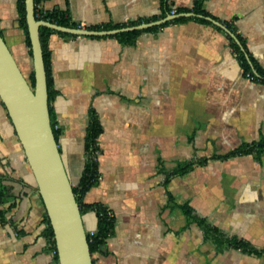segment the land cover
<instances>
[{"label":"crops","instance_id":"0c3cea01","mask_svg":"<svg viewBox=\"0 0 264 264\" xmlns=\"http://www.w3.org/2000/svg\"><path fill=\"white\" fill-rule=\"evenodd\" d=\"M195 1L44 0L42 6L67 11L87 28L156 21ZM199 1L204 19L240 37L252 73L264 71V0ZM195 17L201 16L161 23L133 44L114 34L48 37L50 107L73 186L83 172L91 112L101 126L99 176L83 202L106 207L114 224L93 264H264V253L217 243L182 209L189 206L225 238L264 247V151L212 158L264 137V81L246 76L223 28ZM0 34L29 73L17 0H0ZM0 175L10 190L0 203V264H59L44 204L1 100ZM82 218L87 230L96 228L94 211Z\"/></svg>","mask_w":264,"mask_h":264},{"label":"water","instance_id":"95a60500","mask_svg":"<svg viewBox=\"0 0 264 264\" xmlns=\"http://www.w3.org/2000/svg\"><path fill=\"white\" fill-rule=\"evenodd\" d=\"M25 20L32 52L34 87L17 64L0 34V100L14 127L24 155L35 179L37 191L49 219L59 264H93L78 201L72 190L63 160L55 140L48 104V86L39 28L80 36H103L142 30L179 17L196 16L192 12L170 14L162 19L110 30L65 27L34 14V0H24ZM238 44V39L219 22Z\"/></svg>","mask_w":264,"mask_h":264},{"label":"trees","instance_id":"16d2710c","mask_svg":"<svg viewBox=\"0 0 264 264\" xmlns=\"http://www.w3.org/2000/svg\"><path fill=\"white\" fill-rule=\"evenodd\" d=\"M43 1L44 0H34V14H35L36 19L49 21V22L56 23L61 26H65V27H72V28L78 27V24L70 20L67 11H61V10L48 11L44 9V7L42 6ZM17 12H18L19 25L23 29L24 34H25V42L28 47V53L32 57V52L30 48V40H29L26 20H25L24 0H17ZM182 12H193L195 15L201 16V17H195V19H198L199 21L204 22L206 24L213 25L210 21L204 19V16H206V13L200 8L199 0H196L193 7L191 8L176 9V13H182ZM188 18H191V17H179V18L173 19L172 21L178 22V21L186 20ZM149 21H151V19H145L144 21L134 20V21H129V22L120 23V24L108 23V24H103V25L89 26L87 27V29H91V30L118 29V28H122L125 26L137 25L142 22H149ZM154 28H156V26H152V27L142 29V30L119 32L112 36L116 37L117 39H119V41H121L124 44H133L139 34L145 31L152 30ZM53 32H56L61 35H68V33L54 31L51 28H48L45 26H41L39 28L40 42H41L42 51H43V59H44V64H45L47 86H48V104H49L51 126H52V131H53L55 140L57 142L59 138V134H60V129L56 126L54 116H53V113L50 107V100L54 94V90L52 89V79H51V74H50V51L47 46L48 37ZM227 37L229 39V43L232 48V51L237 53V59L239 60L240 64L243 66L244 72L252 73L251 65H250L249 59L247 58L245 54V50L243 48L244 46H243V43L240 37L236 35V37L239 39L240 44L235 42L230 36H227ZM253 74L256 80L264 81V71L263 70L257 69V74L255 73ZM24 75L26 76L27 81L30 84V87L33 88L34 87L33 69L28 74H24ZM100 132H101L100 123L98 122L95 113L91 112V121L87 129V134L85 138V163L83 167V172H82L79 182L72 187L73 193L79 204L81 215H83L87 211H94L97 217V226L93 230V233L90 234L89 231L86 232V238L88 241V246H89V251H90L91 256L94 252L100 250L105 239L110 234L113 228V224H114L113 214L106 207H104L101 204H86L83 202L84 194L93 185L96 184L98 176H99L98 168H97L96 151L99 150L98 136ZM250 151H256L258 154L264 151V137L260 138L257 142L242 144L239 147L232 149L231 151L227 153L213 155L212 158L225 159V158L237 155V154H243V153H247ZM192 164H194V161L189 162L187 165L183 166L179 170L182 171L192 166ZM2 180H3V176L0 175V182H2ZM9 193H10V190L8 186L4 184H0V203L3 202V199ZM182 209L184 213L189 217L190 220L197 222L205 230L207 234L213 236V238L215 239L217 243H225L235 248L255 251L258 253H264V247L258 251L256 249H253L248 242L243 241L241 239L225 238L216 229L207 225L203 219L193 216L191 213V208L189 206L184 205L182 206ZM45 221L47 225L46 235L49 237V240L53 248L55 249V258L57 259L55 241H54L53 232L49 224V219L47 217V214L45 215Z\"/></svg>","mask_w":264,"mask_h":264},{"label":"built area","instance_id":"2783aa9c","mask_svg":"<svg viewBox=\"0 0 264 264\" xmlns=\"http://www.w3.org/2000/svg\"><path fill=\"white\" fill-rule=\"evenodd\" d=\"M171 14H176V9H173V10L171 11ZM78 27H79V28H84L82 25H78ZM233 54H234L235 57H237V53H236V52H233ZM246 76H247L249 79L256 80V78H255V76H254L253 73L248 72V73L246 74ZM98 153H99V150L96 151V155H97ZM88 231H89L90 234L93 233V230H88Z\"/></svg>","mask_w":264,"mask_h":264},{"label":"rangeland","instance_id":"374dc122","mask_svg":"<svg viewBox=\"0 0 264 264\" xmlns=\"http://www.w3.org/2000/svg\"><path fill=\"white\" fill-rule=\"evenodd\" d=\"M28 74V73H27Z\"/></svg>","mask_w":264,"mask_h":264}]
</instances>
